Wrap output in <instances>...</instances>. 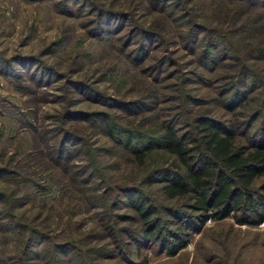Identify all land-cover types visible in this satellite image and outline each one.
Returning a JSON list of instances; mask_svg holds the SVG:
<instances>
[{"label":"rangeland","instance_id":"obj_1","mask_svg":"<svg viewBox=\"0 0 264 264\" xmlns=\"http://www.w3.org/2000/svg\"><path fill=\"white\" fill-rule=\"evenodd\" d=\"M191 25L200 32L194 43V33L184 37ZM214 30L224 37L218 44ZM206 40L209 50L220 51V61L210 67L209 57L199 55ZM263 46L264 0H0V168L19 174L13 180L0 176V194L19 189L8 204L0 198V213L16 214L13 227L38 222V230L57 232V240L79 238L83 247H93L89 264H264V219L240 224L231 215L206 219L198 229L188 220L191 229H182L160 214V234L183 236L172 255L163 242L136 244L123 234L116 248L97 222L103 211L75 199L67 179L77 176L94 189V183L106 187L98 181L105 177L116 186L114 200H126L117 187L135 185L153 203L191 213L184 199L165 198L162 183H142L146 171L174 168L176 157L153 149L141 164L117 142L141 147L137 138L155 136L161 124L198 136L199 124L212 119L233 123L235 143L251 145L264 125V52L252 49ZM241 67L249 78L237 85L240 97L220 93L235 88ZM99 115L135 137L106 135ZM56 146L62 149L55 162L46 150L54 156ZM51 170L67 185L47 179ZM111 207L118 225L133 227L121 219L133 210ZM20 248L0 237V264H21Z\"/></svg>","mask_w":264,"mask_h":264},{"label":"trees","instance_id":"obj_2","mask_svg":"<svg viewBox=\"0 0 264 264\" xmlns=\"http://www.w3.org/2000/svg\"><path fill=\"white\" fill-rule=\"evenodd\" d=\"M195 32L198 33L199 31L197 29L194 30V25L188 26L184 37L187 38L190 36L189 34L194 33L190 40L191 43H194L199 40ZM226 33L225 37L227 35L229 38V33L232 32L227 30ZM150 34L156 35V32H150ZM212 36L215 37L217 44L220 39H224L222 32L218 30H214ZM207 46L206 40L201 45L199 55L203 59L209 57L208 66L210 67L220 61V51L215 54V50H209ZM249 46L247 50L252 48L251 45ZM252 50L263 53L264 46L254 47ZM195 52L196 50L193 48V53ZM222 54L224 57L227 55L224 52ZM229 54L231 59L236 58L231 53ZM247 72L241 67L238 76H236L235 88L231 86L228 90L220 93L223 95L228 93L236 94L235 92H238L236 90L237 85L243 86L247 82L249 78V73L247 74ZM232 74L235 75V72ZM236 97L240 96L236 94ZM244 98L242 97L240 101ZM221 103L226 106L225 100L221 101ZM230 107L231 110L235 109V107ZM99 117L102 124L107 126L106 135L113 137L115 131L125 133L130 138L135 135V133H130V130L120 131L118 130L119 127L113 129L106 118H102L101 115ZM198 130L199 135L197 136L189 132H179L175 125L161 124L155 136L145 134L138 137L136 135L137 139L142 142L141 147L131 144L128 140L125 142L116 141L122 148L127 145L126 148L137 159L136 161L141 164L145 157L144 155L153 149H163L176 157L178 164L176 166L172 165L174 168L171 165H167L161 168H153L148 173L146 171L143 176L144 182L142 183H162L160 190L165 198L175 200L176 203L184 199V205L191 213L179 209L177 205L174 207L153 203L137 187H134L135 185L123 184L117 187V190H120L121 195L126 200L121 199L120 196L114 200L112 199L115 193L113 189L116 186L106 181L107 178L101 179L105 177L98 176V181H102L104 186L110 190H106V187L103 186L97 188L95 183L92 184L95 188L91 189L88 188L89 184L87 182L80 181L77 176L67 177L68 182L71 184V190L76 193L75 199L80 200L88 207L98 208L103 211V215L98 217L99 220L97 222L100 225V229L103 228V234L113 238L116 248L122 242L121 234H123L133 243L136 242V244H139L140 240L142 242L145 240L163 242L165 251L170 255L174 254L176 249L183 246V236H180V232L169 233L167 236L160 234L159 215L162 213L167 214L168 217L175 218L178 224H182L179 226L182 229H191L188 220L197 221L196 229H198L206 219H220L228 215H231L240 224H254L264 219V125L258 132L259 136L257 139L252 141V144L247 147L235 143L234 135L236 132L233 123L224 124L208 119V121L199 124ZM142 138L143 140H141ZM187 142L194 144L187 146ZM36 149L39 150L38 148ZM52 149L54 156L53 153H49L50 150L48 151V149L46 153L49 159H54L56 162L62 148L56 146ZM0 171L1 177L9 175L5 180H13L12 175L15 178L17 175L19 176L15 171L3 168V166ZM4 171L8 173L5 174L3 173ZM44 176L49 180H55L58 184L64 183L65 180L67 185V180L62 178V182L61 179H58L52 173V170L45 173ZM258 178L260 180L254 185ZM5 180L4 183H8ZM83 183H85L87 188H85ZM11 188L2 190L0 194V198L6 204H8L6 202L7 199H9V203L12 200L9 197L10 194L19 192L18 188H14L15 191L11 193ZM45 190L52 191V186L46 184ZM123 204L133 210L134 214L129 216L122 215L124 218L121 219L130 223L133 222V227L122 228V226L118 225V220L115 219L119 215L111 213V205L116 208ZM192 212L195 214H192ZM14 215L16 214H11L8 210L0 213V237L6 240L13 239L14 244L22 246L17 257L22 262L21 264H89L87 259L93 249L92 246L83 247L81 240L79 238L76 240L70 234H65L66 236L62 240H57L59 237L57 232L53 233L52 230H49V233H46L41 228L38 230L35 227L39 224L38 222H35L36 225L30 222L32 227L29 224H23L25 228L13 227V225H17ZM71 238H74V240ZM166 239L171 240V242L166 241ZM37 243H43V245L34 250L32 247L38 245ZM23 246L25 247L23 248ZM29 246H31V252L28 251L30 249ZM99 249L100 247L94 249V251ZM61 255L64 257H61ZM141 264H145V261L141 262Z\"/></svg>","mask_w":264,"mask_h":264}]
</instances>
